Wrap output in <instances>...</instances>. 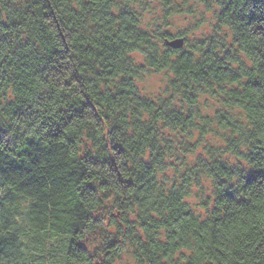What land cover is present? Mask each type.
Wrapping results in <instances>:
<instances>
[{
	"label": "clouds",
	"instance_id": "9594fccd",
	"mask_svg": "<svg viewBox=\"0 0 264 264\" xmlns=\"http://www.w3.org/2000/svg\"><path fill=\"white\" fill-rule=\"evenodd\" d=\"M245 2L0 0V264H264Z\"/></svg>",
	"mask_w": 264,
	"mask_h": 264
},
{
	"label": "trees",
	"instance_id": "16d2710c",
	"mask_svg": "<svg viewBox=\"0 0 264 264\" xmlns=\"http://www.w3.org/2000/svg\"><path fill=\"white\" fill-rule=\"evenodd\" d=\"M249 5H251L252 8L255 9V10H261V8H264V0H246L244 7L247 8V7H249ZM257 6H261V7L258 8ZM239 18L240 19H244L243 16H240ZM255 18H256V11H253L252 15L249 17V23H251V20L255 19ZM260 18L264 19V16H261ZM74 78L78 79V80L80 79V77L79 76H75V74H74ZM251 83H253L254 85H258L259 84L258 81H254V82H251ZM89 105H90V102H89ZM22 111H23L22 109H17L16 110V114H20ZM61 111H64V110L61 109ZM68 111H70L73 115H79L81 110L74 109V108H72V106H69V110ZM71 118H72V116H67V120H70ZM67 120H65L64 122L66 123ZM118 127H119L118 125L114 126L113 131L117 130ZM5 134H6V130L3 129V128H0V141L3 140ZM50 134L58 135L59 134V125L56 126V132L55 133H50ZM69 142L71 143V138L69 139ZM8 143L10 144V143H12V141H9ZM29 143L32 144L34 142L33 141H29ZM113 147L118 149L120 152L124 151V149L120 145H113ZM9 150H12V149L10 148ZM258 157L261 158V159H264V156H262L261 153H256L255 156H253L254 159L258 158ZM90 159H91L92 163H100V161L97 160V158H95V157H91ZM104 162L105 163H112L111 161H104ZM0 163H2V162H0ZM21 167H22V164H17L15 161H11L10 163H8L6 168H0V171H4V172L16 171L17 169H19ZM149 167H150V165H149ZM222 167H223V165H222ZM27 170L28 169H25V171H27ZM256 176H264V172L254 171V170L249 171V174H248L247 178L249 179V181H251ZM104 183H106V181ZM129 183H131V182H129ZM229 187H231V186H229ZM95 190L96 189H95V186L93 184H86V185H84V188L81 190V195H84L85 193H89V192H94ZM226 194L227 195H231V193L227 192V190H226ZM89 215H91V214H89ZM93 219L98 220L99 217H93ZM114 242L115 241H113L112 243H114ZM73 243L75 244V242H73ZM75 246L80 251H87V248H86V246L83 243L75 244ZM110 246H111V244H110Z\"/></svg>",
	"mask_w": 264,
	"mask_h": 264
},
{
	"label": "water",
	"instance_id": "95a60500",
	"mask_svg": "<svg viewBox=\"0 0 264 264\" xmlns=\"http://www.w3.org/2000/svg\"><path fill=\"white\" fill-rule=\"evenodd\" d=\"M182 43H183L182 41H177L174 44H171L169 46L173 47V48H179V47H181Z\"/></svg>",
	"mask_w": 264,
	"mask_h": 264
}]
</instances>
